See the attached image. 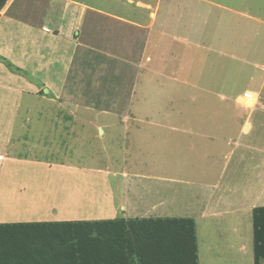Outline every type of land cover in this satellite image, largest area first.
Masks as SVG:
<instances>
[{
  "label": "crops",
  "instance_id": "obj_1",
  "mask_svg": "<svg viewBox=\"0 0 264 264\" xmlns=\"http://www.w3.org/2000/svg\"><path fill=\"white\" fill-rule=\"evenodd\" d=\"M37 1L7 0L5 5H1L3 0H0V223L110 219L120 213L125 218L147 216L149 210L163 204L162 198L154 196L159 184H154V193L147 196L145 190L134 184L142 177L149 181L161 177L123 168L119 171L122 179L119 182L122 192L119 199L110 181V151L106 149L110 146H100L96 154H92L89 150L82 151L81 146H68L63 137L70 136V142L76 140L74 124L82 119V108L87 112L96 109L97 113H89V116L108 120L106 123H96L103 135L105 128L110 129L111 119L124 122L123 119L128 117L136 101L145 104L143 110L147 117L160 111L157 104L154 105L159 102V97L164 101H173L169 94H164L165 85H193L186 78H179L183 67L167 64L173 55L174 62L178 58L173 46L182 47L180 55L187 54L189 57L190 52L186 50L194 47L203 53L205 50L214 51V40L218 46L221 36L212 38L210 34L205 35L208 21L202 27H195L192 19L184 20L181 15L184 9L174 2L170 3L159 21L158 30L154 32L159 3L150 11L152 19L140 22L84 1L49 0L40 9L35 7ZM137 4L145 9L153 8L149 3ZM211 4L236 14H246L220 3ZM206 8L209 13L210 8L207 5ZM255 19L258 25L264 27L263 19ZM19 23L27 26L25 30L29 40L26 43L32 50L24 40L13 43L18 38L14 34L21 33ZM180 27L187 36L173 34V30ZM223 39L225 41L226 37ZM239 39L234 36L230 49L233 54L246 50V44ZM260 39L264 40V29H257L250 38L249 53L256 62L255 72L250 78L253 89L248 88L235 96V102L245 108L235 117L239 128L228 140L225 136V141H220L219 146H251V181L261 184L262 189L256 190V196L264 199V43L260 44ZM216 49L220 53L225 51L218 47ZM33 56H39V69L43 70L40 81L48 92L47 96L42 95L44 91L37 84L27 82L3 64L9 58L15 69H21L19 58ZM10 63L7 65L12 68ZM161 77L167 78L168 82H164ZM246 91L252 92L255 99L246 101L243 96ZM24 92L43 102L57 105V119L61 121V127L64 119V115L60 118L61 110L70 112L67 129L49 139L41 157L34 153V146H28L27 141H20L19 138L14 141L12 138V126ZM239 99L246 102L245 105ZM170 109L171 113L175 111L173 107ZM38 112L46 114L43 108ZM171 113L167 116L171 117ZM23 142H26V146H23L26 151L21 152L18 146ZM101 147L103 151L99 152ZM152 147L156 150L159 146ZM47 152L52 159L45 158ZM52 152L58 154L55 156ZM99 157L107 160L98 163L96 160ZM34 166L39 167V173L34 169L28 170ZM20 168L28 172L25 182H22ZM114 178L117 179L116 173ZM30 182L34 185L28 187ZM43 183L49 189L42 190L39 186ZM141 191L143 197H138ZM263 205L264 202L258 203L252 209ZM231 251L230 262L255 264L254 240L245 239Z\"/></svg>",
  "mask_w": 264,
  "mask_h": 264
},
{
  "label": "rangeland",
  "instance_id": "obj_2",
  "mask_svg": "<svg viewBox=\"0 0 264 264\" xmlns=\"http://www.w3.org/2000/svg\"><path fill=\"white\" fill-rule=\"evenodd\" d=\"M48 1L38 0L35 7L40 9ZM79 1L94 4L126 18L138 19L140 22L152 19L150 11L159 3L154 32L158 30L159 21L168 6L174 2L184 9L181 13L184 20L192 19L195 27H202L208 21L205 35L210 34L212 38L215 35L221 36L220 41L218 39V46L217 41L214 40V51L205 50L203 53L194 47L186 50L190 52L189 57L187 54L180 55L182 47L173 46L178 58L176 55L177 60L174 62L173 55L171 62L167 64L183 67L184 70L180 71L179 78H186L193 85H165V90H162L164 94H169L173 101H164L159 97V102L154 105L157 104L160 111H155L147 117L143 110L145 104L136 101L128 117L123 119L124 122L111 119L110 129L105 128L103 135L100 134L96 123H106L108 120L95 119V115L89 116V113L96 114V109L87 112L82 108L84 115L74 124L76 140L70 142V136L63 138L68 146H81L82 151L89 150L92 154H96L100 146H110L106 147L110 151V181L119 199L122 196L119 186L122 179L119 171L123 168L131 172L161 177L152 181L142 177L134 184L142 191L145 190V196L151 192L153 194L152 186L159 184L156 186L154 196L162 198L163 204L154 210H149L150 214L147 216L193 218L197 230L199 264H235L229 261L231 259L229 253L243 240H254L252 207L264 202V199L256 196V190L262 189L261 184L251 181L249 160L251 146H219V144L220 141H225V136L228 140L239 128L235 117L245 108L235 102V96L248 88L253 89L250 78L255 72L256 62L249 53V44L254 32L257 29H264L255 19L264 20V0H206L210 3L201 0ZM137 2L149 3L153 8H142ZM211 3H220L246 14H236ZM206 5L210 8L209 13ZM26 27L19 23L22 34L19 32L14 34L18 38L14 39L13 43L21 40L26 43L29 40ZM175 33L179 36H187L182 27L173 30L174 35ZM234 36L244 41L248 51L236 54L230 51ZM224 37H226L225 41ZM194 41L196 42V38ZM258 42L263 44L264 40L260 39ZM26 45L32 50L27 43ZM216 47L225 51L220 53ZM164 53L167 55L165 48ZM55 55L58 57L57 54ZM38 58L39 56L19 58L21 69H15L16 66L9 62V58L3 64L27 82L37 84L39 89L45 92L42 95L47 96L48 92L40 81L43 78V70L39 69ZM7 63H10L12 68ZM161 79L168 82L165 77ZM239 102L244 105L246 103L242 99H239ZM162 106L165 108L162 109ZM172 107L175 108L173 113L170 109ZM42 108L46 110L45 115L38 112ZM69 113L65 109L61 110L60 118L64 115L61 127V121L57 119V105L43 102L24 92L19 113L12 126V138L14 141L16 138L27 141L28 146H34V153L41 157L49 139L57 136L59 131L63 132L62 130L67 129L71 118ZM170 113L172 116H167ZM3 128L7 130L5 126ZM23 146H26V142L18 146L21 152L26 151ZM152 146L159 147L153 150ZM102 151L101 147L99 152ZM57 152L51 154L56 156ZM47 154L45 158L52 159L48 152ZM106 160L99 157L96 161L102 163ZM31 169L40 172L37 166L28 170ZM19 173L20 176L23 175L22 182H25L27 170L20 168ZM33 185V182H30L28 187ZM39 187L42 190L49 189L44 183ZM142 191L138 197H143ZM123 215L120 213L117 216Z\"/></svg>",
  "mask_w": 264,
  "mask_h": 264
},
{
  "label": "trees",
  "instance_id": "obj_3",
  "mask_svg": "<svg viewBox=\"0 0 264 264\" xmlns=\"http://www.w3.org/2000/svg\"><path fill=\"white\" fill-rule=\"evenodd\" d=\"M253 230L255 264H264V205L254 208ZM0 264H199L196 223L178 216L0 223Z\"/></svg>",
  "mask_w": 264,
  "mask_h": 264
},
{
  "label": "built area",
  "instance_id": "obj_4",
  "mask_svg": "<svg viewBox=\"0 0 264 264\" xmlns=\"http://www.w3.org/2000/svg\"><path fill=\"white\" fill-rule=\"evenodd\" d=\"M244 98L246 99V101H252L255 99V97L253 96V93L250 91H246L243 93Z\"/></svg>",
  "mask_w": 264,
  "mask_h": 264
}]
</instances>
